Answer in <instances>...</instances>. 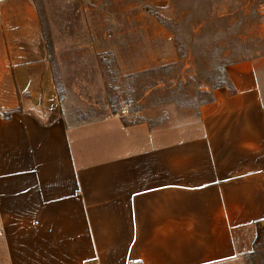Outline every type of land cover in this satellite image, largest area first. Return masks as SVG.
<instances>
[{
	"label": "crops",
	"instance_id": "obj_1",
	"mask_svg": "<svg viewBox=\"0 0 264 264\" xmlns=\"http://www.w3.org/2000/svg\"><path fill=\"white\" fill-rule=\"evenodd\" d=\"M34 25L0 0V264H264V54L161 125L70 123Z\"/></svg>",
	"mask_w": 264,
	"mask_h": 264
},
{
	"label": "rangeland",
	"instance_id": "obj_2",
	"mask_svg": "<svg viewBox=\"0 0 264 264\" xmlns=\"http://www.w3.org/2000/svg\"><path fill=\"white\" fill-rule=\"evenodd\" d=\"M27 1L70 123L131 113L161 125L209 98L220 75L204 54L213 44L236 39L250 57L264 54V0Z\"/></svg>",
	"mask_w": 264,
	"mask_h": 264
},
{
	"label": "trees",
	"instance_id": "obj_3",
	"mask_svg": "<svg viewBox=\"0 0 264 264\" xmlns=\"http://www.w3.org/2000/svg\"><path fill=\"white\" fill-rule=\"evenodd\" d=\"M145 12H150L149 8H145L144 9ZM154 14V16L156 17V19L160 22L163 23L165 26H170L167 22L164 21V18L157 14V13H152ZM221 41L213 44V46L210 49H206L204 51V54L206 55V57L210 60V62L214 63L215 65V69H217L216 72L220 73V75H215L214 80L215 82L210 84V94H209V98L205 99L204 101H201L200 103L203 102H207L211 99V90L217 87H229L230 82L229 79L227 77L226 74V67L229 64L235 63L237 61L240 60H246V59H250L251 57L254 56H249V54L247 55V47L245 45V43H239L238 40L233 39L231 41H228L227 46H221ZM229 43L234 44L233 46L228 45ZM243 53H239V51H241ZM226 52H228L227 54H225ZM239 54L241 58H236ZM232 58V59H230ZM162 67V66H160ZM159 68V67H156ZM149 71L153 70V67L151 69H148ZM147 70V71H148ZM206 81H210L211 79H205ZM199 103V104H200ZM188 104H183L182 107H186L188 108ZM4 117H9V112H6L5 115H3Z\"/></svg>",
	"mask_w": 264,
	"mask_h": 264
},
{
	"label": "built area",
	"instance_id": "obj_4",
	"mask_svg": "<svg viewBox=\"0 0 264 264\" xmlns=\"http://www.w3.org/2000/svg\"><path fill=\"white\" fill-rule=\"evenodd\" d=\"M125 102H126V101L124 100V101H123V104H124V105L122 104L123 106H122V108H121V110H120L121 113H124L125 110H126V109H125Z\"/></svg>",
	"mask_w": 264,
	"mask_h": 264
}]
</instances>
